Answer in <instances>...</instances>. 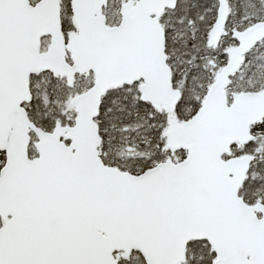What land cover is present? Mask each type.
<instances>
[{"label":"snow or ice","instance_id":"6c2138e0","mask_svg":"<svg viewBox=\"0 0 264 264\" xmlns=\"http://www.w3.org/2000/svg\"><path fill=\"white\" fill-rule=\"evenodd\" d=\"M0 264H264V0H0Z\"/></svg>","mask_w":264,"mask_h":264}]
</instances>
